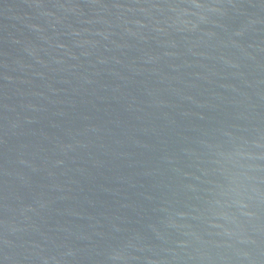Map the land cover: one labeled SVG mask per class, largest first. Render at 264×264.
<instances>
[{"label":"water","instance_id":"1","mask_svg":"<svg viewBox=\"0 0 264 264\" xmlns=\"http://www.w3.org/2000/svg\"><path fill=\"white\" fill-rule=\"evenodd\" d=\"M0 264H264V0H0Z\"/></svg>","mask_w":264,"mask_h":264}]
</instances>
